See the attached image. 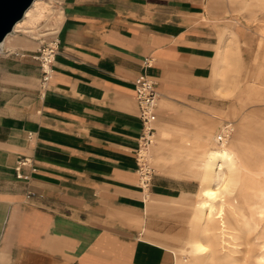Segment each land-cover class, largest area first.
<instances>
[{
	"label": "crops",
	"instance_id": "obj_1",
	"mask_svg": "<svg viewBox=\"0 0 264 264\" xmlns=\"http://www.w3.org/2000/svg\"><path fill=\"white\" fill-rule=\"evenodd\" d=\"M54 1L63 20L47 86L32 55L0 56V264H174L147 199L192 182L142 181L135 80L156 82L162 110L204 104L224 91L223 26L209 0ZM24 156L28 179L16 176Z\"/></svg>",
	"mask_w": 264,
	"mask_h": 264
},
{
	"label": "rangeland",
	"instance_id": "obj_2",
	"mask_svg": "<svg viewBox=\"0 0 264 264\" xmlns=\"http://www.w3.org/2000/svg\"><path fill=\"white\" fill-rule=\"evenodd\" d=\"M44 1V17L14 31L5 41L0 56L32 55L33 58L41 55L43 44L53 43L63 20L62 10L60 6L52 7L54 0ZM208 4L210 17L223 26L224 60L216 79L224 91L206 93L204 104L171 102L174 107L166 110L160 108L159 97L153 142L143 144L148 146L140 153L141 162L153 171V176L166 181L192 182L193 192H182L170 199H147L146 213L158 219L163 233L157 236L175 253L174 264H189L193 259L186 246L195 233L193 211L200 199L202 157L206 148L202 142L208 137L213 142L223 125L233 123L235 127L244 125L239 144L242 150L264 152V0H209ZM233 31L238 32V56L232 50ZM33 60L40 64L38 59ZM13 62L9 63L10 67L16 66Z\"/></svg>",
	"mask_w": 264,
	"mask_h": 264
},
{
	"label": "bare ground",
	"instance_id": "obj_3",
	"mask_svg": "<svg viewBox=\"0 0 264 264\" xmlns=\"http://www.w3.org/2000/svg\"><path fill=\"white\" fill-rule=\"evenodd\" d=\"M45 5L44 0H34L6 36L1 49L14 31L44 17ZM233 36L232 50L238 56L239 44L234 31ZM223 42L222 38L217 70L224 60ZM221 129L213 142L210 137L202 142L206 148L202 157L200 199L193 211L195 233L186 246L193 256L189 264L211 261L264 264V152H247L239 147L244 125L235 127L233 123H226ZM221 131H225L227 137L219 141ZM146 147L143 146L140 153Z\"/></svg>",
	"mask_w": 264,
	"mask_h": 264
},
{
	"label": "built area",
	"instance_id": "obj_4",
	"mask_svg": "<svg viewBox=\"0 0 264 264\" xmlns=\"http://www.w3.org/2000/svg\"><path fill=\"white\" fill-rule=\"evenodd\" d=\"M61 4L59 2H55V4L52 2V7L56 8L60 6ZM52 44H43L45 47H43L41 51L40 56H33V58L38 59L41 64L43 76H42V87L45 88L47 86V83L51 77L52 73V62L54 59V55L56 54L58 50V39L55 37L53 39ZM159 91L156 88V82L150 78L147 75H140L135 80V99L137 101L138 107H139V116L143 123V135L141 138V146L138 151V161H139V172L142 178L143 182H147L150 180L153 171L147 167L144 163L141 162L140 158V151L143 147V144H148L152 142L155 135V128H154V121L156 116V108L157 103L159 99ZM226 132L221 131V135L219 136L218 140L222 141L224 138H226ZM143 163V164H142ZM25 166H31L33 168L31 159L27 156H24L21 158L16 167V176L21 179H28L29 175L23 173V168Z\"/></svg>",
	"mask_w": 264,
	"mask_h": 264
},
{
	"label": "water",
	"instance_id": "obj_5",
	"mask_svg": "<svg viewBox=\"0 0 264 264\" xmlns=\"http://www.w3.org/2000/svg\"><path fill=\"white\" fill-rule=\"evenodd\" d=\"M34 0H0V50L6 36L14 25L23 18Z\"/></svg>",
	"mask_w": 264,
	"mask_h": 264
}]
</instances>
